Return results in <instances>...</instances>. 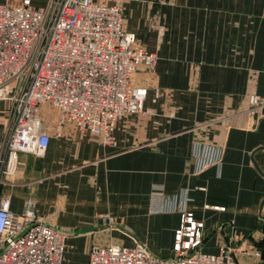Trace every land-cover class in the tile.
<instances>
[{"label":"crops","instance_id":"0c3cea01","mask_svg":"<svg viewBox=\"0 0 264 264\" xmlns=\"http://www.w3.org/2000/svg\"><path fill=\"white\" fill-rule=\"evenodd\" d=\"M121 12L157 56L133 78L145 113L117 121L114 146L70 125L56 135L53 121L36 155L7 153L12 104L0 101V199L65 235L61 264H87L109 244L171 258L182 208L203 225L202 253L264 264V0H123ZM251 95L263 105L250 129ZM204 146L219 148V164L201 169ZM155 187L176 212L150 213Z\"/></svg>","mask_w":264,"mask_h":264},{"label":"built area","instance_id":"2783aa9c","mask_svg":"<svg viewBox=\"0 0 264 264\" xmlns=\"http://www.w3.org/2000/svg\"><path fill=\"white\" fill-rule=\"evenodd\" d=\"M122 1L50 0L40 9L31 0L0 4V101L12 104L7 153L36 155L48 136L44 125L53 121L56 135L70 125L114 146L117 121L145 113L147 91L133 78L139 69L153 72L157 56L125 31ZM262 105L257 95L248 97V128ZM204 147L201 169L219 164V148ZM149 201L150 213L177 211L159 187ZM9 206L8 198L0 199V264H61L65 235L38 221L31 209L14 214ZM183 210L171 258L154 257L137 243L94 245L87 264H236L231 248L217 255L199 250L203 225Z\"/></svg>","mask_w":264,"mask_h":264}]
</instances>
